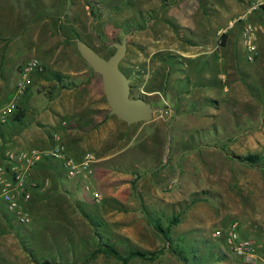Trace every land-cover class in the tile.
Wrapping results in <instances>:
<instances>
[{"label": "rangeland", "instance_id": "1", "mask_svg": "<svg viewBox=\"0 0 264 264\" xmlns=\"http://www.w3.org/2000/svg\"><path fill=\"white\" fill-rule=\"evenodd\" d=\"M179 1L0 0V93L12 84L15 90L20 70L29 60L38 57L44 71L32 75L27 92L34 89L37 103L45 104L46 99L38 93L43 92L48 97L55 86L40 82L41 77H52V66L66 65L68 70H62L66 73L83 67L98 74L79 53L75 37L87 41L105 57L115 51V42L127 38V53L120 65L131 78L132 95L144 96L158 108L165 105L164 100L183 106L173 110L161 108L155 111L153 119L130 126L119 121L121 137L139 143L134 149H139L142 161L138 169L132 165L125 168L139 173L153 168L160 170L163 190L153 191L149 182L140 186L136 180L131 185L111 181L102 186L95 183L102 194V201L98 203L77 180L64 177L63 185L57 179L59 192L44 202L41 212L30 210L32 221L29 224L6 223L8 227L11 225L7 232L12 233L14 242L8 245L11 250L4 253L5 257L0 255V264H122L118 257L104 252L93 256L100 244L112 245L122 255L132 250L157 252L154 259L136 256L129 264H234L224 238L215 237L214 232L235 221L247 229L258 220L264 223V184L256 186L258 179L264 181V160L248 169L236 166L231 175L219 171L218 178L213 179L218 158L215 146L225 142L215 140L210 124L196 126L194 123L200 118H211L208 109L211 87L204 86L197 95L192 92L187 96L188 90H192L187 78H171L170 85L166 84L168 62L164 64L163 59L168 53L159 51L150 58L147 47L130 37L131 31L140 30L139 33L144 34L150 26L160 35L162 23L167 21L168 6ZM263 6L257 4L258 8ZM170 54L179 57L176 52ZM173 57H169V63L175 67V73L184 74V70L179 69L181 64ZM246 64L252 67L255 63L247 61ZM83 77L64 78V82L75 84ZM200 80L205 81V77L198 76ZM153 89L159 92L149 96L146 92ZM250 91L253 95L252 88ZM105 102L108 112L110 107L106 99ZM233 112L239 119L248 113L256 120L260 110L250 101L234 108ZM26 119L34 121L31 123L35 128L39 126L32 115ZM15 132L11 124L4 126L0 132V151L9 147L3 138ZM228 158L239 161L233 154ZM222 159L225 169L227 158ZM113 173L119 174L118 171ZM156 176L153 175L154 181ZM242 179L254 182L255 186L240 187ZM216 183L221 188L215 187ZM160 191L167 192L169 199L155 195ZM249 207L254 211V219ZM147 211L155 218L160 217L164 225L174 215L180 216L181 221L172 227V245L151 225ZM245 213L248 218L243 217ZM261 232L264 229L257 233ZM245 236L256 237L255 233ZM181 247L187 251L196 250L198 257L183 260ZM221 253L226 254V258L219 261L217 257Z\"/></svg>", "mask_w": 264, "mask_h": 264}, {"label": "crops", "instance_id": "2", "mask_svg": "<svg viewBox=\"0 0 264 264\" xmlns=\"http://www.w3.org/2000/svg\"><path fill=\"white\" fill-rule=\"evenodd\" d=\"M263 1L205 0L206 4H203L202 0H180L178 4L168 6L165 15L167 21L162 23L160 35L153 26L147 27L145 31L144 28L141 29L144 34L139 33L140 30L130 33V37L133 39L135 37L138 43L147 47L149 52L147 56L150 58L159 51L168 53L163 59L164 64L168 62L166 84L170 85L171 78H178V80L187 78L188 84L192 86L187 96H190L192 92L197 95V91L204 86L211 87L210 106L208 107L211 118L202 120L200 116V120H195L194 123L196 126L210 124L215 140L225 142L223 145L218 143L215 146L218 158L215 162L213 179L218 178L219 171L224 170L227 175H231L236 166L242 169H248L251 166L248 163L235 162L233 158H228L232 154L258 153L264 155V48L262 47L264 7H257V4ZM247 25L255 28V42L258 46V54L252 60L255 63L252 67L246 64L247 61H251L248 59L243 38V30ZM171 51L179 55L177 61L182 66L179 69L184 70V74L175 73V67L170 65L169 57H173L170 54ZM62 70H68L66 65L56 64L51 68L52 72H58L67 79H73L77 75L84 77L76 81L75 86L70 87H59V81L47 77L48 75L41 77L40 83L55 86L54 91L51 90L48 97L43 92L38 93L46 99V103L42 105L37 103L34 89H30L20 98V108L24 111V116L20 120L14 116L5 124L0 125V132L8 124L16 128V132L11 137L3 138L4 144H8L9 147L0 151V160L3 152L8 148H49L55 143L54 135L58 134L62 137L71 156L82 159L91 154L95 157L94 181L98 186L106 185L108 181L131 185L136 180L140 186L149 182L153 191L163 190V181L159 178L160 170L156 171L153 168L149 172L139 173L125 168L132 165L138 169V165L141 164L142 161L139 159L141 155L137 152L139 149H134L139 143H135L134 139L121 137L122 128L119 121H124L111 115L110 110L106 111L103 83L98 74H92L83 67L69 70L68 73ZM198 76L205 77V81H198ZM250 88H252L253 95ZM158 90L153 89L146 93L153 96L159 92ZM13 94L12 84L0 93V102H6ZM250 101L259 108V117L254 120L246 113L245 116H241V119L237 118L233 109L241 107L244 103L248 104ZM164 103L165 105L160 108L169 110L183 108L176 101L172 103L164 100ZM30 115L35 117L34 120L37 121L38 127L35 128L32 125L31 122L34 121L26 119ZM126 125L130 126L127 123ZM31 127L34 128L30 129ZM238 140L242 143H234ZM255 141L256 144L253 143ZM223 157L227 158L224 163L225 169L222 168ZM115 171L119 174L115 175L113 173ZM154 174L157 175L155 181L152 179ZM35 177L43 189L29 204V212L32 211V213L41 212L44 202L59 192L57 179L64 185L63 178H67L60 163L53 159L41 162L35 171ZM47 180L49 184L46 185ZM156 180L161 184L157 185ZM253 183L242 179L239 186L254 187ZM263 184L264 181L258 179L256 186L258 188ZM148 187L146 186V190ZM215 187L221 188L218 183ZM68 191L72 192L71 189ZM167 194V192L160 191L155 195L168 200ZM258 204L259 201H257ZM250 210L251 218L254 219V211L251 208ZM243 217L248 218L247 213ZM12 221L16 222L6 214L0 216V255L3 257H5L4 253L10 252L9 246L14 242L11 238L12 233L7 232L11 225L8 227L6 224H11ZM262 229H264L262 220H258L248 229L241 228L244 235L255 233L257 238H264V232L257 233Z\"/></svg>", "mask_w": 264, "mask_h": 264}, {"label": "built area", "instance_id": "3", "mask_svg": "<svg viewBox=\"0 0 264 264\" xmlns=\"http://www.w3.org/2000/svg\"><path fill=\"white\" fill-rule=\"evenodd\" d=\"M261 3L264 4V1ZM255 32L252 25L245 26L243 30L248 59L251 61L258 54ZM43 71V62L38 57L23 66L13 96L6 102H0V125L15 116L20 108V98L32 83V75ZM54 140V145L49 148L19 147L8 148L3 152L0 160V216L6 214L20 224L32 221L29 204L43 189L35 177V171L41 162L50 159L57 160L66 177L77 180L96 202L102 201V194L95 187L94 181L95 157L88 154L82 159H76L68 153L60 135L55 134ZM214 236L224 238L234 257V264H264V238L245 236L238 221L232 222L225 229H217Z\"/></svg>", "mask_w": 264, "mask_h": 264}, {"label": "water", "instance_id": "4", "mask_svg": "<svg viewBox=\"0 0 264 264\" xmlns=\"http://www.w3.org/2000/svg\"><path fill=\"white\" fill-rule=\"evenodd\" d=\"M74 41L84 60L101 76L111 115L131 125L149 121L153 119L155 111L161 110L153 106L146 97L132 95L131 78L120 65L127 53V38L114 43L116 49L109 57L99 53L95 47L80 37H75Z\"/></svg>", "mask_w": 264, "mask_h": 264}, {"label": "trees", "instance_id": "5", "mask_svg": "<svg viewBox=\"0 0 264 264\" xmlns=\"http://www.w3.org/2000/svg\"><path fill=\"white\" fill-rule=\"evenodd\" d=\"M175 59L177 60L178 58H175ZM51 75L52 77L50 78H54L59 81V87H70V86L76 85L74 84V82L65 83L64 82L65 77L58 72H51ZM23 116H24V111L21 108H19L18 112H16L15 114V117L17 120H20ZM236 158L239 159V161L248 163L250 165H258L264 160V155L258 154V153H248L247 155H236ZM147 217L151 225L163 235V237L169 242V245H172V236H171L172 227L173 225H176L181 221L180 216L174 215L170 219L167 225H164L162 223L160 217L155 218L148 211H147ZM185 249L186 248L183 249L181 247V251H180V256L182 257L183 260L190 261L192 256L193 258L191 260H195L196 257H198V253L196 250L187 251ZM100 252H104V253L118 257L121 260L122 264H129L130 259L136 256H139L142 258H149V259H154L155 257H157V252H145L142 250H132L128 255H122L114 246L109 245V244H100L93 251V256L97 255ZM225 258H226V254L221 253V255L217 257V260L220 261ZM46 263H50V262L46 261Z\"/></svg>", "mask_w": 264, "mask_h": 264}]
</instances>
